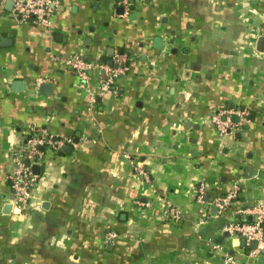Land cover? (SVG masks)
<instances>
[{"label":"crops","instance_id":"obj_1","mask_svg":"<svg viewBox=\"0 0 264 264\" xmlns=\"http://www.w3.org/2000/svg\"><path fill=\"white\" fill-rule=\"evenodd\" d=\"M11 10L0 0V264H264L225 231L264 203V0H59L49 28ZM119 54L109 89L68 65ZM223 107L251 110L243 131L219 134ZM41 129L73 143L41 149L18 211L10 176Z\"/></svg>","mask_w":264,"mask_h":264},{"label":"built area","instance_id":"obj_2","mask_svg":"<svg viewBox=\"0 0 264 264\" xmlns=\"http://www.w3.org/2000/svg\"><path fill=\"white\" fill-rule=\"evenodd\" d=\"M13 3L11 15L21 23L33 22L44 28L51 25V17L54 7L59 0H9ZM133 0H121L124 9L129 10ZM126 57L123 54L115 56L113 64L93 63L82 57H77L68 62L71 70L83 81L88 82L93 71L102 72V81L105 89H109L115 78L128 70ZM92 101L94 98L92 96ZM251 110L246 107H223L214 112L210 118L211 124L217 129L222 137L243 131L250 122ZM71 138H55L46 129H41L36 135L27 139L22 152L16 157L17 167L10 176V183L14 195L13 206L18 211H26L28 208L31 192L36 185V176L32 168L33 164L42 154V148L48 147L59 150L66 144H72ZM240 185H235L232 191L220 198L217 204L221 209L228 207L240 194ZM205 194V185L200 183L196 191V199L201 201ZM167 218L180 222L182 219L180 211L176 207H166ZM225 231L250 245L257 241V247L251 255L257 257L264 250V203L244 208L237 213V218L225 227ZM118 234L108 232L106 242L112 243ZM228 264H236L233 257L227 256Z\"/></svg>","mask_w":264,"mask_h":264},{"label":"water","instance_id":"obj_3","mask_svg":"<svg viewBox=\"0 0 264 264\" xmlns=\"http://www.w3.org/2000/svg\"><path fill=\"white\" fill-rule=\"evenodd\" d=\"M10 3L13 5V3L10 1ZM156 42L157 43H159L160 44V42H161V39H159V38H157L156 39ZM156 47H159V46H157L156 45ZM258 51L259 52H261V53H264V36H262V37H260V39L258 40ZM18 87H20L21 88V83H18V84H16ZM50 88H52V85H50V84H47V83H43L42 85H41V87H40V89L42 90V89H50ZM77 142V140L75 141V143ZM66 149H70L71 147H69V146H66L65 147ZM11 210H12V207H11V205H8L7 206V213H11ZM243 244H246L244 241H243ZM251 247L253 248V250L257 247V241H252L251 242ZM262 253L264 254V250L262 251Z\"/></svg>","mask_w":264,"mask_h":264}]
</instances>
